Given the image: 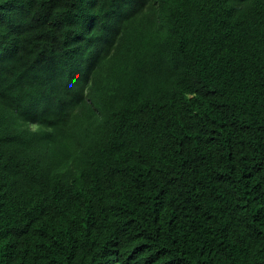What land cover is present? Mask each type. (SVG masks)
I'll return each instance as SVG.
<instances>
[{
	"label": "trees",
	"instance_id": "trees-1",
	"mask_svg": "<svg viewBox=\"0 0 264 264\" xmlns=\"http://www.w3.org/2000/svg\"><path fill=\"white\" fill-rule=\"evenodd\" d=\"M0 264H264V0H0Z\"/></svg>",
	"mask_w": 264,
	"mask_h": 264
}]
</instances>
